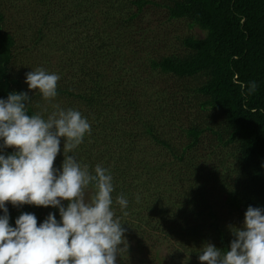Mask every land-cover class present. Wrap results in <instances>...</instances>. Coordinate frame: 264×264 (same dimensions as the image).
I'll list each match as a JSON object with an SVG mask.
<instances>
[{"label":"trees","instance_id":"trees-1","mask_svg":"<svg viewBox=\"0 0 264 264\" xmlns=\"http://www.w3.org/2000/svg\"><path fill=\"white\" fill-rule=\"evenodd\" d=\"M17 1L32 42L21 50L5 16L21 6L0 0V99L27 92L29 115L59 105L87 118L71 154L113 176L129 245L117 264H200L205 243L230 248L248 206L264 208V0ZM41 67L61 77L51 101L25 83ZM63 158L62 138L54 167ZM6 206L12 226L25 212L60 219Z\"/></svg>","mask_w":264,"mask_h":264},{"label":"clouds","instance_id":"clouds-1","mask_svg":"<svg viewBox=\"0 0 264 264\" xmlns=\"http://www.w3.org/2000/svg\"><path fill=\"white\" fill-rule=\"evenodd\" d=\"M25 75L29 90L47 101L56 98L58 74L41 67ZM256 87L253 82L249 90ZM30 100L27 92L0 99V264H117L129 245L112 207L113 176L100 164L90 171L71 154L91 134L89 121L79 110L59 105L46 118L41 112L29 115ZM62 138L64 158L57 169ZM8 148L13 151L4 154ZM90 186L94 194L86 198ZM7 203L58 208L60 219L50 212L38 224L35 214L25 212L12 226ZM115 203L121 210L128 206L123 194ZM231 232L226 251L203 245L200 264H264V208L248 206L243 224Z\"/></svg>","mask_w":264,"mask_h":264},{"label":"rangeland","instance_id":"rangeland-1","mask_svg":"<svg viewBox=\"0 0 264 264\" xmlns=\"http://www.w3.org/2000/svg\"><path fill=\"white\" fill-rule=\"evenodd\" d=\"M15 1L18 4V1L17 0H15ZM10 5H12V4H10ZM18 5L21 6L20 9L8 11V12H6L5 16H6V22H7L6 25L10 28L11 31H13L16 34L18 40H22L21 50H23L26 47H31V42H32L31 36H32V34H31V31L26 30V28L28 26L27 22H28L29 18H31L32 14L28 13V11H29L28 8H24L22 3H19ZM33 13L35 16L38 17V15L35 12H33ZM181 29H182V27H181ZM186 32H188V30H186ZM191 34L199 36L201 38L204 37V34L198 29H194L193 31H191ZM22 37H23V39H22ZM36 53H34V54H36ZM50 57H52V56H48V58H50ZM56 61L57 60L54 59V60L49 61V62L52 64H56ZM90 194H91V191L86 190V198L90 197L89 196Z\"/></svg>","mask_w":264,"mask_h":264}]
</instances>
